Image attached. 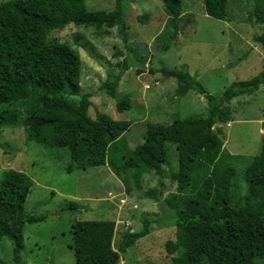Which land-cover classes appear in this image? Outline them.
Instances as JSON below:
<instances>
[{"label":"trees","instance_id":"16d2710c","mask_svg":"<svg viewBox=\"0 0 264 264\" xmlns=\"http://www.w3.org/2000/svg\"><path fill=\"white\" fill-rule=\"evenodd\" d=\"M125 1L116 0L112 10H89L86 0L0 1V104H6L0 109V127L21 125L28 140L66 149L68 173L107 165L127 192L136 189L140 197L157 202L160 213L143 216L138 230H126L119 251L113 246L114 220L74 221L75 264H117L119 253L150 233L152 224L175 227V239L165 242L172 264H264V134L258 153L243 167L246 191L237 195L234 156L224 150L219 126L232 120L233 98L264 84V67L249 79L233 81L219 96L209 93L185 69H161L165 77L175 78L178 95L189 90L204 95L206 112L176 115L170 123L148 122L142 143L130 148L124 137L130 121L101 113L89 116L93 93L81 91L82 60L77 50L47 37L69 23L96 29L116 26L127 45ZM204 2L213 17H226L228 0ZM162 5L168 16L178 18L182 13L181 0H162ZM254 14L255 21L264 25V10L257 7ZM137 19L145 22L147 14ZM253 39L264 50V30ZM117 64L121 68L108 72L100 86L110 96L129 67L126 58ZM116 108L128 110L130 97L118 100ZM168 143L175 145L177 166L167 171ZM151 170L168 177L176 190L164 197L160 185L141 188L142 174ZM32 184L20 170L1 172L0 240L12 241V263L0 258V264H25L24 226L46 218L25 211Z\"/></svg>","mask_w":264,"mask_h":264},{"label":"rangeland","instance_id":"374dc122","mask_svg":"<svg viewBox=\"0 0 264 264\" xmlns=\"http://www.w3.org/2000/svg\"><path fill=\"white\" fill-rule=\"evenodd\" d=\"M204 1L181 0L182 13L173 18L165 13L162 0H126L127 45L116 26L96 29L69 23L48 34L79 53L81 91L93 93L89 116L101 113L130 121L124 132L130 148L142 143L148 122L170 123L176 115L206 112L204 95L193 90L178 95L175 78L165 77L161 69H185L209 93L219 96L233 81L249 79L264 67V50L253 39L264 30L254 14L257 7L264 10V0H228L224 19L209 14ZM115 2L86 0L89 10H112ZM142 14H147L145 22L137 19ZM125 58L129 67L110 96L101 91V83L108 72L121 68L117 63ZM124 96L130 97V108L119 111L116 103ZM5 106L0 104V109ZM230 107L232 120L219 126L223 148L234 156L233 193L240 195L246 191L243 167L258 153L264 134V84L251 94L233 98ZM168 145L167 171L177 166L175 145ZM69 161L66 149L28 140L21 125L0 127V178L8 168L26 173L33 184L25 211L46 215L24 226L21 257L25 264H75L72 224L76 220H114L113 246L119 251L126 230H138L143 216L160 213L157 202L140 197L136 189L127 192L107 165L68 173ZM139 184L143 189L160 185L164 197L176 190L168 177L152 170L142 174ZM169 239H175V227L152 224L150 233L119 253L117 264H172L165 248ZM0 258L12 263V241L7 237L0 240Z\"/></svg>","mask_w":264,"mask_h":264}]
</instances>
